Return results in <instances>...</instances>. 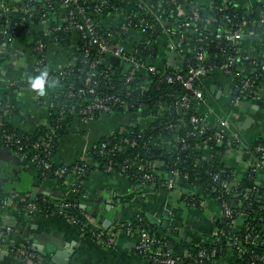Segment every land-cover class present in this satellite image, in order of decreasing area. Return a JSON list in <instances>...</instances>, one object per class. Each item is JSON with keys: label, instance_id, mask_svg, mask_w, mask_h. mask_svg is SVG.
<instances>
[{"label": "built area", "instance_id": "built-area-1", "mask_svg": "<svg viewBox=\"0 0 264 264\" xmlns=\"http://www.w3.org/2000/svg\"><path fill=\"white\" fill-rule=\"evenodd\" d=\"M34 2L36 0H28L21 8L16 9L4 1H0V62L5 50H8L18 37L17 27H25L28 31L34 26L35 20H37L33 7ZM59 2L66 10V22H69V26L65 27L64 31H76L86 43L85 48L86 45L88 47L84 56L85 62H87L86 59L92 49H96L97 55L89 64V70L85 74L84 87L70 92L68 101L64 105H56L51 102L49 97L45 99L39 95V91L36 92V103L39 106H46L48 120L38 126L35 133L38 131L39 135L35 141L26 142L23 137L16 136L7 129L6 122L13 112L8 107L7 102L2 105L3 100H0V148L8 150L22 163H30L38 169H43L42 175L46 172H52L55 179L67 183L73 196L79 192V187L85 184L84 178L90 175V168H95L94 171L101 170L106 173L120 174L127 179L131 176V170L135 171L152 190H168L178 201L191 200L188 206L192 207L202 205V203L191 189L202 186L206 194H218L215 199L220 204V215L214 221V238L213 242L209 244H216L221 248L217 249L216 247L208 251L196 244V246H192L182 253L170 252L165 240L166 237L161 232L139 228L134 230L131 226L133 221H120L110 228H104L90 215H85V221L71 216L67 210L72 206L65 199L60 202H51L52 200H47L48 196L44 195L35 196L25 193V195L14 196L9 194L2 197L0 206L28 217L46 215L68 220L80 230L83 237L94 240L103 248H114L117 239L123 234L135 235L137 237V253L150 261L151 264H180L186 258L197 260V264H204L205 261L209 264H215L222 262V259H218L217 255L223 249H226L227 257L233 261L232 264L243 261L246 249L242 247V243L247 245L253 240L264 242V231L260 234L254 233L257 226L264 225V217L260 216L257 211L252 213L253 208L262 207V205L260 206L262 194L256 187H241L237 179V172L233 170L229 173L220 170L213 175L210 186L196 184L198 178L195 179V182L192 181L191 174L184 167L188 160L183 153L190 148L189 140L195 138L199 143H195L194 151L201 156V150L207 151L208 160L214 158L217 147L225 146L227 156L233 154L243 156L247 172L257 174L258 171L264 170V145H259L255 149L246 145L235 132L230 116L219 118L215 127H211L197 114L198 106L205 99L202 83L214 72L215 67H218L220 73L233 79V90L238 91L237 99L232 101L231 110L241 107V101L249 99L254 92H257L259 87L256 85V80L258 76L264 75V64L258 67L254 62L253 72L256 75L247 77L246 62L251 59L243 55L238 44H236L241 40L247 24L243 22L239 30L224 34L226 42L231 44H226L223 47H228L234 51L233 55L226 56L225 62L215 66L216 61L214 60L208 65L207 49L203 44H197L193 51V62H196V65H189L184 72L182 65L185 59L183 58L186 49L191 44H166L170 53H176L178 57H182V62L175 63L173 67L168 66L167 62L164 66L157 65L154 58L143 55L141 49H128L125 45L114 43L109 37L107 38L100 33L97 17L110 7L109 0H95V8L92 10L86 8L89 0H59ZM171 4L173 9L169 11L162 6L155 9L150 0H146L144 5L146 13L152 14L158 23L168 22L171 25L172 23L166 18L167 14L171 13L175 16L173 26L197 33L199 30L197 26L201 20V14L198 10H188L182 1L171 0ZM113 8L116 9L117 6H113ZM76 14L80 16L78 20L75 18ZM133 17L138 18V15H124L123 19L126 18L128 21L122 23V31L127 32L132 28H138L144 32H154V24L149 20L141 17L137 22H134ZM18 19L20 20L19 24L13 26L14 21ZM39 19L36 23L40 22ZM224 20L228 24L231 22L228 16H225ZM207 22L212 23L213 20L208 19ZM260 22L264 26V19ZM168 26L164 27V29L167 28L165 32L175 35L176 33ZM54 29L45 30L42 34H38L36 44L33 46L32 70L36 76H39L46 66L45 51L48 40H51L55 31L61 30V28ZM221 37L222 35L216 34V39L219 42ZM184 40H186L185 37ZM53 41L57 40L54 39ZM198 45L200 46L197 48ZM111 57L118 58L120 65L111 64L109 61ZM76 63L77 58L74 57L65 68L75 66ZM65 68L59 70L58 75H48L47 84L55 86L53 92L63 89L61 81L67 76ZM168 69H172L170 73L167 72ZM108 70L113 71L118 79L124 81L123 90L117 87ZM138 76L148 81L157 78L159 83L177 85L180 87L181 93L170 92L166 94V97L159 102L156 108L138 103L136 101L139 100L133 97L138 87H141L142 93L149 90L147 84L137 82ZM191 110H195V113L191 114ZM103 116L117 117L121 124L99 143L100 146L96 153L91 152V148L74 163L64 164L54 169L53 142L58 139V126L55 125V122L65 121L69 117L71 119L78 118L81 125L87 127ZM160 120L167 121L165 130L169 132L168 134L149 135L143 142H141L140 134H133L134 129L144 131L150 128L151 124L162 122ZM40 126L43 127L39 129ZM140 147L147 151L172 152L177 155V159L171 166L161 157L142 156L141 152L138 151ZM127 154H130L131 158H126L118 166L114 163V158ZM103 160L106 163H103ZM71 165L72 167H69ZM200 165L199 160L193 162L194 168ZM70 178L72 180H69ZM237 200L240 201L237 204L240 208L232 206V203ZM46 203H50V205L47 206ZM243 203H245V207L242 208ZM219 219L227 221L229 231L216 226V221ZM243 229L248 230L243 239L234 235ZM14 232L12 226L0 224V254L8 253L26 264H53L31 244L14 241L12 239ZM246 264H264V255L252 252V256L249 257Z\"/></svg>", "mask_w": 264, "mask_h": 264}, {"label": "crops", "instance_id": "crops-1", "mask_svg": "<svg viewBox=\"0 0 264 264\" xmlns=\"http://www.w3.org/2000/svg\"><path fill=\"white\" fill-rule=\"evenodd\" d=\"M0 1H4L12 8L19 9L28 0ZM89 1L95 5V0ZM214 1L193 0L198 11L210 8ZM256 1L225 0V2H231L234 5L241 17V23L245 22L247 24L244 28V35L252 34L250 30L257 25L258 18L263 19V13L257 15V11L261 12L260 3H264V0H261L259 6L256 5ZM182 3L185 4L183 1ZM127 4L124 6L122 4L118 5L116 9L111 8L107 16H101L99 23L108 28L107 34H109L108 37L112 42L123 44L126 48L131 49L133 45L139 44L143 39L145 33L143 30H129L127 34L125 33L124 39L113 32L122 25L121 20L124 15L131 14L132 8L128 7ZM51 12L54 13L50 20L35 23L30 30L25 31L14 40L10 48L5 50L0 65V100L7 102L8 107L13 112L7 121L13 127L28 134H34L38 126L48 120L46 106H39L36 103L35 94L38 90L31 87L30 78L37 77L32 70L34 59L32 47L38 34L65 25L66 10L60 2ZM252 15L256 18L250 19ZM247 16L251 21H244L243 18ZM171 25L173 26V23ZM171 25L169 24L168 27L176 34L166 33L165 29L167 28H165L162 30L160 38L159 54L164 57L165 63L169 62V55L171 54L166 48V44H192V40L185 43V35L180 32L181 29ZM261 33L264 34V30ZM77 41L78 34L76 31H72L69 45L53 40L48 41L44 70L53 73L65 68L70 60L75 57ZM236 44H238L241 53L242 50L244 51L243 55L250 57L251 60H259L263 64L264 39L260 42L240 40ZM251 48H253V51L247 54V51ZM188 53L187 48L183 59L186 58ZM180 57H176V64L182 62V57ZM215 68L212 73L214 75L210 74L202 83L205 99L198 106L197 114L211 127H215L219 118L230 116L235 132L248 146L253 145L257 140H264V85L259 86L257 90L259 93L256 98L247 99L249 104L252 105L251 108L239 107L231 110L233 79L220 73L218 67ZM54 89L55 86L46 84L43 97L47 99ZM256 99H260L262 105L254 108ZM119 124H121L119 118L112 116L100 117L87 127L81 125L78 118L71 119L67 125V133L59 140V147L53 161L57 164L74 163L84 152L91 149L108 134L114 132ZM6 151L10 153L8 150ZM201 151L202 156L207 158L208 152ZM221 156V161L229 169L236 171L237 175H243L247 172L243 156L237 154L227 156L226 153ZM19 162L20 164H17L9 158L3 162L0 159V194L14 196L25 195V193L35 196L44 195L50 197L54 202L73 199V193L65 181L55 178L41 180L33 164ZM69 180H72V178ZM256 183L264 191V170L257 172ZM84 185L86 193L80 198L83 202L82 209L86 210L83 208L86 204L99 206L102 215H104L103 221L109 218L116 220L112 226L120 221H140L143 216L149 220L148 217L152 216L160 221H169L170 227L177 231L183 230L192 242L202 241L205 244L213 242L214 221L220 215V204L214 197L206 194L202 186L191 189L202 205L192 207L185 203L187 209L182 214L180 208L178 209L173 205L175 197L170 191L165 189L152 190L145 183L137 185L120 174L93 171ZM86 215L89 214L86 213ZM0 224L14 228L15 232L12 235L14 241L31 244L35 248L36 244H41L54 248L58 253L72 252L68 264H151L150 261L137 253V237L135 235L123 234L117 239L114 248H103L94 240L83 237L80 230L68 220L46 215L28 217L15 211L6 210L1 206ZM170 240L171 238L168 241ZM173 241L174 246L170 249L167 242L170 252L182 253L192 247L190 246L192 242L184 244L185 241L178 234ZM1 254L0 264H26L8 253L4 257ZM47 258L53 264H56L51 258ZM228 259L230 260V258Z\"/></svg>", "mask_w": 264, "mask_h": 264}, {"label": "trees", "instance_id": "trees-1", "mask_svg": "<svg viewBox=\"0 0 264 264\" xmlns=\"http://www.w3.org/2000/svg\"><path fill=\"white\" fill-rule=\"evenodd\" d=\"M145 1L146 0H109V4L110 7L107 8V10H104L102 12V14L100 16L97 17V21H98V30L100 31V33L108 38L107 32H108V28H106L105 26H103V24L99 23V21H101V18L103 16H107L110 12V9L113 8V6H118V5H125L126 3H128V7L132 8L131 10V15L137 14L138 18L133 17L134 22H137V20L141 17H144L145 19L149 20L152 24H154L155 30L154 32H148L146 31L143 35V39L140 41L139 44H135L133 45V49L139 48L143 51V55L145 56H151L154 58V60L156 61L155 63H157V65H165L164 62V57H162L159 54V49H160V38L162 36L161 32L162 30H164L165 27V23L166 22H161L158 23L155 18L152 16V14L150 13H146V9H145ZM176 1H183L187 7L188 10H190L191 8L193 9L194 2L193 0H176ZM59 2V0H36V2L33 3V7H34V11L36 13V19L40 22L42 21H48L52 18L53 13L51 12L52 9L57 5V3ZM151 4L154 6V8H158L160 6L164 7L166 10H172L173 9V5L171 4V0H150ZM39 7V9L37 10V8ZM260 7H261V13L264 14V3H260ZM86 8L87 10H92L95 8V5L93 2H88L86 4ZM125 8V7H124ZM199 12V11H198ZM102 16V17H101ZM204 16H206V18H204ZM228 16L231 20V22L228 24L227 21L224 20V17ZM256 18V16H251V18ZM75 18L78 20L80 18V16L76 14ZM166 18L169 20L170 23H173L175 16L171 13L167 14ZM253 18V19H254ZM264 18V17H263ZM64 19H66V17H64ZM208 19H212L213 22L212 23H208ZM35 20V23L36 21ZM20 20H15L13 26L15 24H19ZM122 23H127L128 20H126V18L121 20ZM258 21L260 22L261 20L258 18ZM39 22V23H40ZM241 17L239 16V13L236 11L235 7L233 4H231V2H225V0H215L214 4L210 7L204 10V14L201 15V20L198 23V32L194 33L191 30H186V29H181V33L185 35L186 40H184L185 43H187V41L192 40V44L191 46L188 48V54L185 58L184 64L183 66V71L185 72L188 68L189 65H194L193 61H194V56L191 55V53L194 51V49L196 48L197 44H203V46L207 49L208 53V59L209 62L207 63L208 65H210L214 60H216V65L215 66H219L221 63L225 62V58L227 55H233L234 51L228 47H222L220 45L219 40L216 39V35L214 34L212 36V34L214 33V31L218 28L224 27L225 24H228L229 28H232L233 31H237L240 28L241 23ZM65 25L63 27H60L61 30L60 31H55L52 36H51V40L56 39L58 42H63L66 43V45H69L68 42L70 41V37L72 35V31H64L65 27L67 28L69 26V22H66L65 20ZM168 23V22H167ZM18 29V36H20L22 33H24L26 31L25 27H17ZM132 29H138V28H132ZM130 29V30H132ZM51 30H55V29H51ZM213 31V32H212ZM116 35H120L122 36V39L125 38V33L127 34V32L122 31V25L119 26V28L115 29V31H113ZM43 32H40L39 34H42ZM124 33V34H123ZM78 34V33H77ZM123 34V35H121ZM50 39V38H49ZM202 39V40H201ZM208 40V41H207ZM50 41V40H48ZM208 43V45H206ZM36 44V42H35ZM85 42L84 40H82L80 34H78V41H77V50L75 51L74 55L77 58V63L75 66H71L69 68H65L64 70L67 72V76L65 77L64 80L61 81V83L63 84V89L61 90H56L54 92H52L49 95V98L51 100V102H54V104L62 106L65 103H67L68 101V94L70 92H74L79 90L80 88L84 87V82H85V74L86 72L89 70V64L92 61V59L94 57H96L97 53H96V49H92L90 51V54L88 56V58L86 59L87 62H85L84 60V56L86 55V50L88 49L87 45L85 48ZM34 46V45H33ZM200 45L197 46V48ZM33 48V47H32ZM254 61H255V65H257L258 67H261L262 62H259V60H249L248 62H246L247 66V72H246V76L247 77H254L256 75V73L253 72L254 69ZM1 64V62H0ZM103 68V67H102ZM172 69H168L167 72L170 73ZM109 71V75L112 78V80L114 82H116V85L118 88H120L121 90L124 89L125 84L123 83L124 81L118 79L113 71ZM48 75H58V71L57 72H53V73H49ZM214 75V74H212ZM211 75V76H212ZM141 84H147L149 87V90L147 92L142 93L141 92V87H138V89L136 90V92H134L133 97L137 98L139 101H136L138 103H142V104H146L152 108H156V106L159 104L160 101H162L165 97L166 94L170 93V92H174V93H181L180 91V87L177 85H167L166 83H159L157 78H153L152 81H148L143 77L138 76L137 82H139ZM257 81V86H262L264 85V75H260L258 76ZM100 90V88H98ZM258 91L254 92L249 99L252 98H256L255 95H258ZM5 101H2V105H4ZM191 114L195 113V110H191L190 111ZM69 121H71V118L69 117V119L65 120V121H56L55 125L58 126V139H55L53 142V156L56 155V152L58 150L59 147V140L60 138H62L66 133H67V125L69 123ZM162 122H156L151 124L152 126L144 131H140L138 129H134L133 130V134L135 133V135L140 134L141 135V142H143L144 139H146L149 135H153V134H168L169 132H167L165 130V123H167L166 120H160ZM6 126L7 129L14 133L16 136H20L23 137V139L26 142H32L37 140L38 138V131L34 134H27L24 133L23 131L13 127L8 121L6 122ZM43 126H40V128H42ZM107 137H104L103 139H101V141L105 140ZM100 141V142H101ZM100 142H98L96 145H94L91 149V152H93L94 154L96 153V151L99 149L100 146ZM199 141L196 140L195 138H192L189 140V146L190 148L187 149V151H185L183 153V155L185 154V156H187V160L188 163L185 167V169L191 174L192 177V181L195 182V179L198 178V180L195 182L196 184H203L206 186H210L212 185V180H213V175H215L216 173H218L220 170H225L227 173H229L231 171V169H229L225 163H223L221 161L222 158V154H224L226 152V147L225 146H221V147H217L216 148V152L214 153V158L212 160H208L207 158H203L201 156V154L196 153L194 151V145L195 143ZM259 145H264V140L260 139L255 141V143L253 145H251L250 147L252 149H255L257 146ZM139 152H141L142 156L145 157H161L163 158L167 164H170L171 166L174 164L175 159H177V155L173 154L172 152H167V153H161V152H157V151H147L145 149H142L141 147L138 149ZM126 158H131L130 154L127 155H122L120 157L114 158V163L118 166L121 165L123 163V161ZM195 160H199L201 165L197 168L193 167V162ZM100 162V160H99ZM102 163V162H101ZM103 163H106L105 160H103ZM65 163H61V164H57L54 163L53 164V168H59L61 166H63ZM69 167H72L69 166ZM95 168H90V173L91 174L94 171ZM37 170V174L38 177L41 180L44 179H49V178H55L54 175L52 174V172H46L45 174L42 175L43 173V169H38ZM101 171V170H100ZM89 175H87L84 178V181L86 182V180L88 179ZM237 179L240 182V186L245 188V187H256L258 189V191L260 192V194H262V202L260 203V206L262 205L261 208H253L252 209V213H255L257 211V213L264 217V191L262 190V188H260L258 186V184L256 183V173L254 172H247L243 175H237ZM128 180L132 183H135L137 185H142L144 184L143 180L140 179V176L138 173H136L135 171L131 170V176L128 178ZM85 185H81L79 187V192L75 194L73 199H65L68 203L71 204V208H69L67 210V212L77 218V219H81L82 221H85V215L86 213H88L87 210L82 209V204L83 202L81 201L80 198H82L83 195H85ZM210 196L216 198V195H212L209 194ZM6 194L1 193L0 194V204L2 202V197H5ZM50 197H47V200L50 201ZM64 201V200H63ZM53 202V201H51ZM185 202V201H184ZM191 202V200L187 199L186 200V204L189 205ZM238 202H240L239 200H237L235 203H232V206L238 207L237 204ZM47 206L50 205V203H46ZM245 207V203L242 204V208ZM240 208V207H238ZM19 213V212H17ZM21 214V213H20ZM22 215V214H21ZM59 218V217H58ZM80 227V225H78ZM132 228L135 230L137 228L139 229H151L153 231H158L164 234V236L166 237L165 240L168 242V240L171 238L166 232L164 233L159 227L151 224L149 222V220L143 216V219H141L140 222H134L132 225ZM216 226L220 229H225V230H230L229 226L227 225V221L225 219H219L216 221ZM264 231V225L263 226H257L256 230L254 231V233H262ZM248 233V230H241L239 233H234V235L239 236L241 239H243V236L245 234ZM88 235V234H86ZM196 244L199 245V247H203L206 250L210 251L213 248L220 249L221 247L216 244H205L202 241H197V242H192L190 244V246H196ZM242 247H244L246 249V255L244 257L243 261H237L238 264H246L248 263L249 257L252 256V252H255L257 254H261L264 255V242H261L259 240H253L251 242H249V244L245 245L244 243L241 244ZM230 254V253H229ZM228 253L226 251V249H223V251L219 252V255H217L218 259H222V262H218L215 264H232L233 261L228 259ZM196 262H198L195 259H191V258H186L182 261V263L180 264H197ZM204 264H209L207 263V261L204 262Z\"/></svg>", "mask_w": 264, "mask_h": 264}, {"label": "water", "instance_id": "water-1", "mask_svg": "<svg viewBox=\"0 0 264 264\" xmlns=\"http://www.w3.org/2000/svg\"><path fill=\"white\" fill-rule=\"evenodd\" d=\"M11 1H14V0H11ZM261 2V0H257L255 3L257 6H259V3ZM187 8V7H186ZM194 10H198L197 9V6L195 5L194 7ZM39 9V7L37 8V10ZM199 13L201 15L204 14V11L203 10H199ZM262 13L260 11H257V15H261ZM263 17H264V14H262ZM204 18H206V16H204ZM244 21H251L249 19V17H245L243 18ZM264 19V18H263ZM253 22V21H252ZM165 26H168V24H165ZM263 24L261 22H257V25L255 27H252L250 32H252V34H243L242 35V38L241 40H246V41H255V42H260V40L264 39V34H262L261 32H263ZM227 32H233V29L232 28H229L228 27V24H225L224 27H221V28H218L214 31V33L212 34V36L215 34H220L222 35L221 39H220V44L221 46H225L226 44H231V43H227L226 40H225V33ZM208 41V40H207ZM208 45V43L206 44ZM253 51V48H251V50H248L247 51V54H250L251 52ZM244 51L242 50V53ZM169 62H168V66L170 67H173L175 65V59L177 57V54L176 53H171L169 55ZM110 63L113 64V65H119L120 64V60L116 57H111L110 58ZM264 64V62H263ZM194 65H196V62H194ZM232 95H233V100H236L237 99V96H238V91H234L232 92ZM240 105L241 107H243L244 109L246 108H251L252 105L249 104V102L247 100L245 101H241L240 102ZM262 105L261 103V100H255V106L254 108L258 107ZM3 154V155H2ZM0 156H2L0 159L3 160V162L7 161V158L12 159L13 161H15L17 164H20V162L14 158L10 153H8L6 150L0 148ZM7 157V158H6ZM83 208H85L87 211H88V214L99 224L101 225L102 227L104 228H110L112 226L113 223L116 222L115 219H108V220H105L103 221V218H104V215H102L101 211H100V207L99 206H95V204H86L83 206ZM168 213V212H166ZM150 222L159 227L164 233L166 232L170 237H171V240L168 241V244H169V249L172 248V246H174V238L175 236H178L183 239L185 241L184 244H188L190 242H192V240L190 238H188V236H186L184 234V231L183 230H175L173 228L170 227V222L169 221H160L154 217H148ZM173 239V240H172ZM36 248L44 255H46L47 257L51 258L56 264H68V260H69V257L70 255L72 254V252H64V253H58L57 251L54 250V248H49V247H46L44 245H41V244H36L35 245ZM1 256H7V253H4V254H1Z\"/></svg>", "mask_w": 264, "mask_h": 264}, {"label": "clouds", "instance_id": "clouds-1", "mask_svg": "<svg viewBox=\"0 0 264 264\" xmlns=\"http://www.w3.org/2000/svg\"><path fill=\"white\" fill-rule=\"evenodd\" d=\"M48 72L44 70L41 74L34 79L30 78L31 87L35 90L39 91V95H45V86L48 82Z\"/></svg>", "mask_w": 264, "mask_h": 264}, {"label": "rangeland", "instance_id": "rangeland-1", "mask_svg": "<svg viewBox=\"0 0 264 264\" xmlns=\"http://www.w3.org/2000/svg\"><path fill=\"white\" fill-rule=\"evenodd\" d=\"M173 205L178 209L180 208L179 210L182 212V214H184L185 209H187L185 202L184 201H178L177 198H174Z\"/></svg>", "mask_w": 264, "mask_h": 264}]
</instances>
